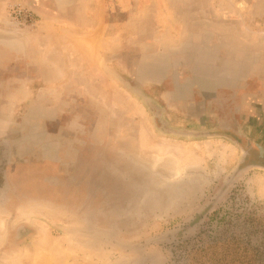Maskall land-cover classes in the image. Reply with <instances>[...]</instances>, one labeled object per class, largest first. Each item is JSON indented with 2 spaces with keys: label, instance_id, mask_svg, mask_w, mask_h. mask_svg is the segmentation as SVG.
<instances>
[{
  "label": "rangeland",
  "instance_id": "374dc122",
  "mask_svg": "<svg viewBox=\"0 0 264 264\" xmlns=\"http://www.w3.org/2000/svg\"><path fill=\"white\" fill-rule=\"evenodd\" d=\"M258 242L264 0H0V264H262Z\"/></svg>",
  "mask_w": 264,
  "mask_h": 264
},
{
  "label": "built area",
  "instance_id": "2783aa9c",
  "mask_svg": "<svg viewBox=\"0 0 264 264\" xmlns=\"http://www.w3.org/2000/svg\"><path fill=\"white\" fill-rule=\"evenodd\" d=\"M8 16L10 19L17 23L27 24V25H33L35 23L33 14L30 10L27 8L19 5V4H13L8 8Z\"/></svg>",
  "mask_w": 264,
  "mask_h": 264
},
{
  "label": "trees",
  "instance_id": "16d2710c",
  "mask_svg": "<svg viewBox=\"0 0 264 264\" xmlns=\"http://www.w3.org/2000/svg\"><path fill=\"white\" fill-rule=\"evenodd\" d=\"M261 245H262V242H258L254 245H251L253 252H254V253H252V257H253V260L264 264V248H262ZM260 248H261V250H260Z\"/></svg>",
  "mask_w": 264,
  "mask_h": 264
},
{
  "label": "crops",
  "instance_id": "0c3cea01",
  "mask_svg": "<svg viewBox=\"0 0 264 264\" xmlns=\"http://www.w3.org/2000/svg\"><path fill=\"white\" fill-rule=\"evenodd\" d=\"M7 43V42H6Z\"/></svg>",
  "mask_w": 264,
  "mask_h": 264
}]
</instances>
